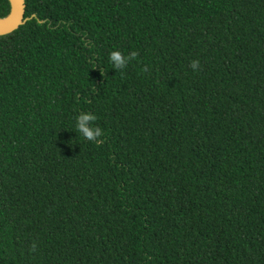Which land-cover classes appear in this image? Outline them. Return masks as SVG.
Returning a JSON list of instances; mask_svg holds the SVG:
<instances>
[{"label":"trees","instance_id":"16d2710c","mask_svg":"<svg viewBox=\"0 0 264 264\" xmlns=\"http://www.w3.org/2000/svg\"><path fill=\"white\" fill-rule=\"evenodd\" d=\"M23 1L0 264H264V0Z\"/></svg>","mask_w":264,"mask_h":264},{"label":"clouds","instance_id":"9594fccd","mask_svg":"<svg viewBox=\"0 0 264 264\" xmlns=\"http://www.w3.org/2000/svg\"><path fill=\"white\" fill-rule=\"evenodd\" d=\"M133 56H135V53H133ZM110 59L115 61L116 66H121L123 64V58L119 52L113 51L111 52ZM199 65V61H192L190 66L193 69H197ZM95 119L94 116L89 114H82L78 120H77V130L80 132L87 140L89 141H95L96 138L100 135L99 129L89 128L86 127V124L90 121H93ZM36 245H32V251L35 250Z\"/></svg>","mask_w":264,"mask_h":264},{"label":"water","instance_id":"95a60500","mask_svg":"<svg viewBox=\"0 0 264 264\" xmlns=\"http://www.w3.org/2000/svg\"><path fill=\"white\" fill-rule=\"evenodd\" d=\"M10 12L6 17H0V34H6L16 29L24 18V1L9 0Z\"/></svg>","mask_w":264,"mask_h":264}]
</instances>
